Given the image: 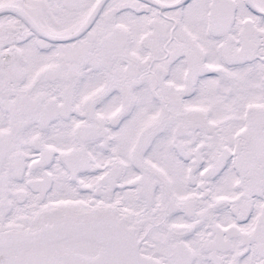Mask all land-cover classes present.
<instances>
[{
  "label": "snow or ice",
  "instance_id": "snow-or-ice-1",
  "mask_svg": "<svg viewBox=\"0 0 264 264\" xmlns=\"http://www.w3.org/2000/svg\"><path fill=\"white\" fill-rule=\"evenodd\" d=\"M0 264H264V0H0Z\"/></svg>",
  "mask_w": 264,
  "mask_h": 264
}]
</instances>
